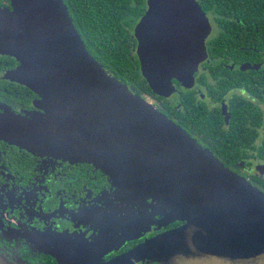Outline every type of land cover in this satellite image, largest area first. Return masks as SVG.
<instances>
[{"label":"water","instance_id":"obj_1","mask_svg":"<svg viewBox=\"0 0 264 264\" xmlns=\"http://www.w3.org/2000/svg\"><path fill=\"white\" fill-rule=\"evenodd\" d=\"M9 1L0 6V54L20 66L7 78L37 94L43 112L22 116L1 107L0 140L40 156L88 162L123 180L138 197V225L150 208L168 223H183L104 264L135 257L156 264H264V193L106 70L64 0ZM148 6L135 31L141 72L154 94L169 97L174 80L187 76L185 87H193L212 27L196 0H148ZM250 68L258 67L241 66ZM258 169L264 174V166ZM149 228H138V239ZM0 264L10 263L0 255Z\"/></svg>","mask_w":264,"mask_h":264},{"label":"flooded vegetation","instance_id":"obj_2","mask_svg":"<svg viewBox=\"0 0 264 264\" xmlns=\"http://www.w3.org/2000/svg\"><path fill=\"white\" fill-rule=\"evenodd\" d=\"M196 1L212 31L206 40L208 57L199 65L193 87H185L186 76L173 81L176 91L169 97L138 95L264 193V174L258 169L264 166V53L260 63L250 62L256 49L244 40V31L239 43L244 45L229 51L225 45L239 44L223 43L217 17L206 9V0ZM7 6L9 0L1 7ZM99 6L116 15L115 43L142 76L135 31L149 10L148 0H103ZM244 64L258 68L243 70ZM19 66L14 57L0 54V109L22 116L43 112L37 94L7 78ZM156 150L163 151L164 145ZM123 183L94 164L36 155L0 140V255L10 264H104L183 224L168 223L164 214L151 215V208L138 225V197ZM149 226L138 239V228ZM129 264L156 263L135 257Z\"/></svg>","mask_w":264,"mask_h":264},{"label":"trees","instance_id":"obj_3","mask_svg":"<svg viewBox=\"0 0 264 264\" xmlns=\"http://www.w3.org/2000/svg\"><path fill=\"white\" fill-rule=\"evenodd\" d=\"M4 1L0 0L1 6ZM102 1L64 0L86 47L100 63L132 88L137 95L138 93L151 94L152 91L145 79L136 72L135 68L129 66L131 62L122 58L123 51L115 43L118 33V28L114 27L116 15L99 6ZM93 6L98 7L94 9ZM206 9L212 10L220 22L222 35L226 37L223 43H243L241 36L244 31V40L256 49L253 52L254 56L252 55L253 60L249 61L253 64L262 61L263 58L259 54L264 53V0H206ZM225 31H229V34ZM220 41L221 39L215 41L213 53L219 48L216 45ZM243 45H225V47L227 46V49L232 52L233 49H239ZM243 61L247 60L239 62Z\"/></svg>","mask_w":264,"mask_h":264},{"label":"rangeland","instance_id":"obj_4","mask_svg":"<svg viewBox=\"0 0 264 264\" xmlns=\"http://www.w3.org/2000/svg\"><path fill=\"white\" fill-rule=\"evenodd\" d=\"M119 130H121V129H119ZM120 132V131H119ZM122 133V132H121ZM124 134V133H123ZM133 196H137V195H133ZM148 205H150V204H148ZM151 209V208H150Z\"/></svg>","mask_w":264,"mask_h":264}]
</instances>
